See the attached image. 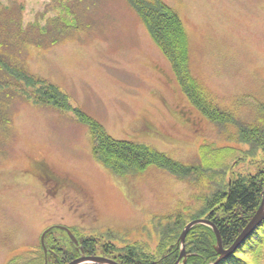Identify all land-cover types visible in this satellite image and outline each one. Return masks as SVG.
Segmentation results:
<instances>
[{
  "label": "rangeland",
  "instance_id": "rangeland-1",
  "mask_svg": "<svg viewBox=\"0 0 264 264\" xmlns=\"http://www.w3.org/2000/svg\"><path fill=\"white\" fill-rule=\"evenodd\" d=\"M163 1L183 20L194 74L218 105L264 126V0ZM51 86L72 109L51 102ZM77 111L183 164L223 161L226 181L259 169L250 159L231 168L235 156L218 149L248 150L237 125L191 106L129 0H0V264L57 226L156 252L157 224L201 216L215 191L199 173L191 181L156 166L116 177L94 157Z\"/></svg>",
  "mask_w": 264,
  "mask_h": 264
},
{
  "label": "trees",
  "instance_id": "trees-1",
  "mask_svg": "<svg viewBox=\"0 0 264 264\" xmlns=\"http://www.w3.org/2000/svg\"><path fill=\"white\" fill-rule=\"evenodd\" d=\"M129 2L170 61L176 81L191 106L204 118L221 127L227 124L237 125L239 140L249 146L248 150L242 152L234 148L218 149L221 154L226 150L235 156V164L231 168L234 169L244 159H250L252 164L259 165V169L255 173L236 175L226 181L222 170L223 161L219 166L212 163L209 168L183 164L146 145L116 140L101 124L77 111L80 120L90 126L94 157L116 177L141 174L150 166H156L179 179L191 181L199 173L203 181L213 183L216 187L198 212L201 216L180 214L168 217L165 225L157 224L160 241L156 252L148 250L138 242L119 248L110 238L101 242L97 237L78 238L79 247L87 255L105 256L119 264H175L181 255L180 236L184 228L191 221L203 218L215 224L221 234L223 247L228 249L241 235L264 200V126L239 122L232 113L218 105L212 90L194 74L189 36L183 20L172 7L163 0ZM49 94L51 102H55L61 109H72L65 96L54 86L50 87ZM57 232L61 234L58 236ZM216 245L217 238L212 228L205 225L195 226L186 239V264L215 263L219 258ZM46 246L49 251V264H68L80 256L78 247L61 230L55 229L47 235ZM9 264H45L42 245L16 256ZM218 264H264V222L234 254Z\"/></svg>",
  "mask_w": 264,
  "mask_h": 264
},
{
  "label": "water",
  "instance_id": "water-1",
  "mask_svg": "<svg viewBox=\"0 0 264 264\" xmlns=\"http://www.w3.org/2000/svg\"><path fill=\"white\" fill-rule=\"evenodd\" d=\"M264 222V200L257 210L254 217L251 219L249 224L246 226V228L243 230L241 235L238 237V239L235 241V243L228 249H225L222 244V237L218 230V228L215 226L214 223L209 221L208 219H196L191 221L183 230L181 236H180V244H181V255L179 257V260L175 264H186V252H185V244L186 239L190 231L198 225H205L214 231L216 238H217V245H216V251L219 254L218 260L213 264L220 263L223 259L227 258L231 254H234L239 246ZM55 229L54 227L49 228L42 236L41 244L45 253V264H49V251L46 246V237L47 235ZM56 229L61 230L65 232L68 237L70 238L71 242L78 247V250L81 252L80 256L73 261L69 262L68 264H119L116 260L110 259L105 256H89L84 252V249L80 246V242L78 238L74 235V233L68 228L64 226H57ZM183 262V263H182Z\"/></svg>",
  "mask_w": 264,
  "mask_h": 264
},
{
  "label": "flooded vegetation",
  "instance_id": "flooded-vegetation-1",
  "mask_svg": "<svg viewBox=\"0 0 264 264\" xmlns=\"http://www.w3.org/2000/svg\"><path fill=\"white\" fill-rule=\"evenodd\" d=\"M41 175L44 176V173H42ZM41 175H40V176H41Z\"/></svg>",
  "mask_w": 264,
  "mask_h": 264
}]
</instances>
